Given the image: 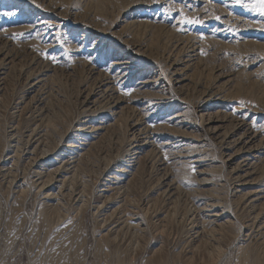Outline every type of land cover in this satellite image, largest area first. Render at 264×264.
Masks as SVG:
<instances>
[{
  "label": "rangeland",
  "instance_id": "rangeland-1",
  "mask_svg": "<svg viewBox=\"0 0 264 264\" xmlns=\"http://www.w3.org/2000/svg\"><path fill=\"white\" fill-rule=\"evenodd\" d=\"M255 4L0 0V157L11 128L23 135L41 125L47 148H62L83 117L82 99L100 84L109 83L119 103L113 114V103L98 109L107 121L52 208L30 187L14 193L13 177L30 178L22 164L0 171V264H264V232L254 225L264 217V13ZM114 57L135 62L133 77L111 73ZM204 106L220 131L239 124L256 136L259 159L245 189L261 190L254 203L233 196L239 156L231 150L227 160L221 139L207 135L196 110ZM171 113L190 129L166 121ZM132 125L150 133L152 145L126 189L106 194L121 200L117 218H97L106 171L127 155ZM205 201L217 208L201 209ZM210 211L229 222L211 223ZM112 223L119 228L107 233Z\"/></svg>",
  "mask_w": 264,
  "mask_h": 264
},
{
  "label": "bare ground",
  "instance_id": "bare-ground-1",
  "mask_svg": "<svg viewBox=\"0 0 264 264\" xmlns=\"http://www.w3.org/2000/svg\"><path fill=\"white\" fill-rule=\"evenodd\" d=\"M191 53L192 56H189L190 58L194 56V51H191ZM125 58H119V57L111 58L109 60V68L114 67V70H112L111 73L114 71L113 75H115L116 78H124V79L126 78L129 80V78H131V76L135 74L136 66L134 61ZM32 76H33L32 74H29L26 77V81L28 82L29 80H31ZM149 83H150L149 81H144L140 83V86L146 88L149 85ZM27 86H29V89L31 90V92H29L28 94L30 93L33 94V92H35L34 93L35 95L34 94H33L34 96L32 95L33 97L31 98V101L34 103V105H41L42 103H40L38 98H36V92H37L35 91L36 83L29 82ZM98 89H99L98 93L97 92L93 93L91 90V92L88 95H86L84 99H82L79 108L81 109L82 112L81 114L83 115V117L74 127H72L73 131L70 132L72 133V135L63 137L62 143L64 145L62 146V148L59 149L57 147L52 149L47 148L46 146L47 144H45V139H44L47 130L43 128L41 125H35L34 127L30 128L28 131H26V133L23 135H18L16 128L10 129L7 137L6 150L5 152L3 151V155L0 157V171L3 174L8 175L12 170V168L14 169L20 163L23 166L22 169L25 168L26 171H28V176H30L28 180L29 186L28 184H26L24 180L25 178L24 179H21L19 177L12 178V180L10 181L11 184L10 186L12 187L14 193L21 194L23 193L25 187H30L35 191L37 195H39L42 198L44 205L47 204L52 208V206L56 204V199L58 198V196H61L67 189L66 185H68L67 183L72 178L75 169L78 167L79 162L88 155L90 148L95 144L93 141L96 138L95 136L97 135V132L102 130L103 125L107 121L106 119L101 118V116L100 117L98 116V109L103 107L104 105L108 106L109 103H113L114 108L113 110H111L113 114L115 113L114 111L115 110L117 111V108L119 107V103L115 100V98L111 94V88L109 86V83L100 84L98 86ZM105 93H108V95L106 96L103 95ZM40 107H39L41 109L40 113L43 116L46 112L45 109L46 107L44 108H42V106ZM13 109L14 108H12V110ZM196 110H197L198 118H200L201 121L204 122V129L208 132L207 135L215 137L216 139L219 138L221 139L220 143L223 144L222 149L224 153L227 154L226 156L227 160L232 161L234 159L235 155L231 154L230 152L231 150H235V152L237 153L236 156H239V161L237 162L235 167L231 170V174H230V180H231L230 190L233 196H235V198L238 199L239 201L243 200L249 203H254L255 200L258 198V197L256 198V196L258 195V193L261 192V190L260 189L251 190L249 192H245V189L246 186L249 185L248 178L252 177L255 174V167H254L255 161L259 159V154L255 150L256 149L255 142L257 141L256 136L250 135L249 132H247L246 130L241 132L242 129H241V125L239 124L231 125L229 129H224L222 132L220 131L222 129V125L219 124L220 123L218 121L219 119L218 120L211 119V115H212V113L210 112L211 109H208L206 106H204L197 108ZM165 117H166V121L173 122L174 127H179L180 129L183 130L182 131L183 133L190 129V127H187L186 123L183 122L184 120L181 118L180 113H171ZM37 123L40 124L41 120H39ZM135 128L136 125L131 126L130 131L132 130L133 131L129 135L130 141H129V148L127 155L122 158L123 160L119 158L121 159V161L117 162L114 168L108 169L106 171V175L104 174L105 178L103 177L104 179L101 187L103 188L106 186V189H103L104 193H100L98 201L95 202L96 203L95 210L98 214L97 218H102L104 220L107 219L110 220L115 216L117 218L116 213L119 209H121L120 206L121 200L119 201L120 203L117 201L114 204L113 202H111L112 200L110 195H106V194H108L109 192L111 193L115 192L116 194H120L124 189H126L125 188L126 185L131 180V174H132L130 173L131 170L134 169L136 161L141 159L140 156L143 153H145L146 149L151 144L152 139L150 133H146V134L141 133L142 130L140 129V131H138V134H136ZM169 189L170 188L166 186L165 189H163L162 193L167 194ZM74 201L76 203L79 202L78 198L77 200ZM114 205H118V206L115 207ZM214 208H217L215 204L211 202H206L204 203L201 209L213 210ZM210 212L211 213L208 216V218L211 219L210 220L211 223L220 226L222 225L223 222L224 223L229 222V217L226 215V213L221 211H210ZM221 221L223 222L221 223ZM112 224L113 225H110L111 228L106 230L107 233L108 232L110 233L111 231H116L119 228L118 224L115 223ZM254 225L256 226L258 231L264 232V217L262 218L256 217L254 220ZM133 226L136 227L137 225L135 224ZM192 230H196V233L199 232L197 231L196 228ZM200 230L203 229L201 228Z\"/></svg>",
  "mask_w": 264,
  "mask_h": 264
},
{
  "label": "snow or ice",
  "instance_id": "snow-or-ice-1",
  "mask_svg": "<svg viewBox=\"0 0 264 264\" xmlns=\"http://www.w3.org/2000/svg\"><path fill=\"white\" fill-rule=\"evenodd\" d=\"M259 11L264 13V0H256V4L254 5Z\"/></svg>",
  "mask_w": 264,
  "mask_h": 264
}]
</instances>
